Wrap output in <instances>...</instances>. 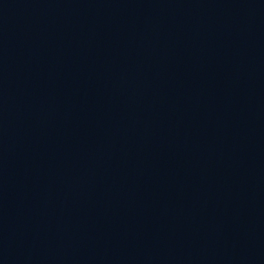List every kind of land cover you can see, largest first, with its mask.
<instances>
[{
	"label": "water",
	"instance_id": "95a60500",
	"mask_svg": "<svg viewBox=\"0 0 264 264\" xmlns=\"http://www.w3.org/2000/svg\"><path fill=\"white\" fill-rule=\"evenodd\" d=\"M262 17L264 18V0H253Z\"/></svg>",
	"mask_w": 264,
	"mask_h": 264
}]
</instances>
